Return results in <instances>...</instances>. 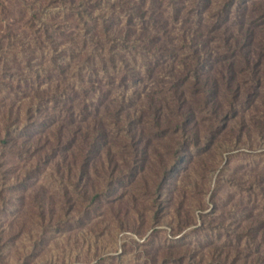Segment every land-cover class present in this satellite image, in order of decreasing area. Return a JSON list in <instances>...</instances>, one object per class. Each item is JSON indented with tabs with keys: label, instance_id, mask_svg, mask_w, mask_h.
<instances>
[{
	"label": "rangeland",
	"instance_id": "rangeland-1",
	"mask_svg": "<svg viewBox=\"0 0 264 264\" xmlns=\"http://www.w3.org/2000/svg\"><path fill=\"white\" fill-rule=\"evenodd\" d=\"M260 2L0 0V264H264Z\"/></svg>",
	"mask_w": 264,
	"mask_h": 264
},
{
	"label": "trees",
	"instance_id": "trees-1",
	"mask_svg": "<svg viewBox=\"0 0 264 264\" xmlns=\"http://www.w3.org/2000/svg\"><path fill=\"white\" fill-rule=\"evenodd\" d=\"M238 1H243V0H238ZM264 1V0H263ZM260 5V6H259ZM259 5L258 6H255V8H257L258 9V11H255V16L258 18V17H264V2L263 3H259ZM83 12H85V10H83ZM87 14L88 15H91L90 14V12H88L87 11ZM253 19V18H252ZM262 31V30H261ZM262 33L264 34V29H263V31H262ZM261 35L260 36V38L262 39V41L261 42H264V35ZM244 38L246 39H244L245 41H247L248 40V38L246 37V36H244ZM142 42V41H141ZM260 45L262 46V44L260 43ZM143 48L145 49V50H147V52H149V53H153V49L151 48H149L147 45H145V46H143ZM109 52H110V49H109ZM247 53H246V51L245 50H242L241 52H240V55L242 56V58L243 59H245L246 58V55ZM259 56H261V54H258ZM119 63H121V64H123V68H122V71H123V73H122V75H121V78H120V81L121 82H125V81H127V80H132V79H134V77H132L133 76V74H132V70H133V67H132V65H131V63L127 60V58L125 57V55L124 54H120V53H118L117 54V57L115 58V59H107V60H105V62L103 63H101V66H100V68L102 69V70H104V71H114L115 69H116V66H118L119 65ZM227 73L230 75L231 74V70H227V71H225V73L223 72V73H221V75L222 76H225V75H227ZM128 77V78H127ZM130 77V78H129ZM216 79H212V81L211 82H213V81H215ZM175 99H176V97H175ZM86 112V111H85ZM71 114V113H70ZM182 121L183 120H185V116H187V114H185V113H180V114H178L177 115ZM14 121V120H13ZM118 124H119V122H118ZM8 125V124H7ZM100 132H102V130H99V133ZM129 133H130V131H128ZM3 141H5V139L3 140ZM90 146H92V145H90Z\"/></svg>",
	"mask_w": 264,
	"mask_h": 264
}]
</instances>
